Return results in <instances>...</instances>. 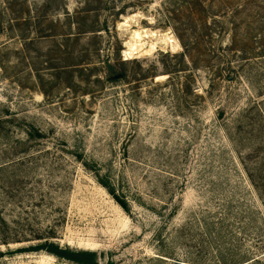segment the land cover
<instances>
[{
    "label": "rangeland",
    "instance_id": "374dc122",
    "mask_svg": "<svg viewBox=\"0 0 264 264\" xmlns=\"http://www.w3.org/2000/svg\"><path fill=\"white\" fill-rule=\"evenodd\" d=\"M262 54L264 0H0V264H264Z\"/></svg>",
    "mask_w": 264,
    "mask_h": 264
},
{
    "label": "trees",
    "instance_id": "16d2710c",
    "mask_svg": "<svg viewBox=\"0 0 264 264\" xmlns=\"http://www.w3.org/2000/svg\"><path fill=\"white\" fill-rule=\"evenodd\" d=\"M119 27L121 28V23L119 24ZM93 30V29H92ZM92 32H99V31H92ZM189 53L188 51H186V57L189 58V55L187 54ZM261 57H264V54L261 55ZM120 205L122 206V208L127 211V206L125 205V203H120ZM1 234H4V239L6 242L10 235H8L9 233L7 232H2ZM7 244V243H4ZM42 249V248H41ZM30 251H38L37 248H32L29 249ZM47 253L55 256L56 258L59 259H64L76 264H95V255L93 253H88V252H77V253H72L70 251H68L67 249H61L58 246H55L53 244H49L46 247L45 250ZM21 252V251H20ZM0 257H2V253H0Z\"/></svg>",
    "mask_w": 264,
    "mask_h": 264
},
{
    "label": "bare ground",
    "instance_id": "6f19581e",
    "mask_svg": "<svg viewBox=\"0 0 264 264\" xmlns=\"http://www.w3.org/2000/svg\"><path fill=\"white\" fill-rule=\"evenodd\" d=\"M142 32L143 33H147L148 32V30L147 29H143L142 30ZM168 33V32H167ZM170 34L168 33V34H164V35H160V36H158V39H159V41H162L163 43L164 42H167L168 41V39H170Z\"/></svg>",
    "mask_w": 264,
    "mask_h": 264
}]
</instances>
